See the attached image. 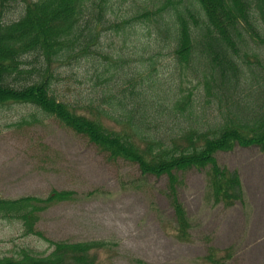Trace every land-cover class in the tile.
<instances>
[{
  "label": "trees",
  "instance_id": "obj_1",
  "mask_svg": "<svg viewBox=\"0 0 264 264\" xmlns=\"http://www.w3.org/2000/svg\"><path fill=\"white\" fill-rule=\"evenodd\" d=\"M16 1L0 0L1 11ZM23 2L17 18L0 19V106L32 105L85 136L111 159L136 164L142 176H164L174 236L181 241L190 239L191 224L178 196L180 173L204 171L216 203L243 202L238 171L220 164L216 153L237 146L264 152V0H159L155 10L143 9L121 22L108 17L113 0ZM152 17L156 29L151 39L167 42L176 66L190 68L198 92L185 90L174 73L167 83L157 76L150 79L148 72V83L144 86L142 77L138 87V72L120 70L108 100L101 96L81 104L78 97L71 101L56 96L59 68L97 55L112 58L97 48L101 30L123 32L134 28L133 22ZM104 73V68L96 69L94 75L106 81ZM104 117L116 127L105 124ZM72 195L71 190L53 189L45 197L0 198L2 217L21 219L27 234L53 246L45 256L23 251L19 258L0 257V264H95V249L107 241H53L34 228L36 210ZM228 256L211 249L205 259L224 264Z\"/></svg>",
  "mask_w": 264,
  "mask_h": 264
},
{
  "label": "rangeland",
  "instance_id": "obj_2",
  "mask_svg": "<svg viewBox=\"0 0 264 264\" xmlns=\"http://www.w3.org/2000/svg\"><path fill=\"white\" fill-rule=\"evenodd\" d=\"M23 4L17 0L0 9L1 21L17 18ZM158 5L159 0H113L108 17L121 22ZM153 19L133 22L134 28L123 32L101 30L97 48L112 58L97 55L59 68L56 96L71 101L78 97L81 104L101 96L108 100L120 70L138 72V87L142 77L144 86L148 83L149 72L150 79L157 76L167 83L174 73L185 90L193 88L190 68L176 66L167 42L151 39L156 29ZM156 50L160 54H152ZM147 63H152L149 69L144 68ZM103 68L106 81L94 75ZM103 122L115 126L105 117ZM216 157L238 171L244 200L232 206L216 203L207 191L204 171L180 173L178 196L191 224L190 239L181 241L174 236L164 176H142L136 164L111 159L85 136L32 105L0 106V198L73 191L70 199L36 210L34 228L53 241H107L95 249V264H214L205 259L211 249L228 252L224 264H264V152L256 146H237ZM52 249L43 237L27 234L21 219L0 214V257L19 258L23 251L45 256Z\"/></svg>",
  "mask_w": 264,
  "mask_h": 264
}]
</instances>
